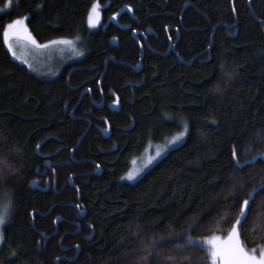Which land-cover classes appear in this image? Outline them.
<instances>
[{"label":"trees","instance_id":"trees-1","mask_svg":"<svg viewBox=\"0 0 264 264\" xmlns=\"http://www.w3.org/2000/svg\"><path fill=\"white\" fill-rule=\"evenodd\" d=\"M18 18L38 44L74 40L79 56L31 71L5 43ZM262 136L264 0H0V264H209L204 241L234 224L244 248L264 250V158L233 161L264 152Z\"/></svg>","mask_w":264,"mask_h":264},{"label":"rangeland","instance_id":"rangeland-1","mask_svg":"<svg viewBox=\"0 0 264 264\" xmlns=\"http://www.w3.org/2000/svg\"><path fill=\"white\" fill-rule=\"evenodd\" d=\"M95 5V8L93 7ZM91 17V23L89 22ZM23 19V27L21 25H16L12 29H8L7 26L5 27V31L10 33L8 37V43H6L7 48L11 47V51L9 50L11 56L19 63L25 65L28 69L35 72L36 74L42 76H50L55 74V71L59 67V65L65 63L67 60L74 59L79 56L80 50H78V46L74 40L69 39H56L53 41L38 44L29 33L26 25H25V18ZM101 21L100 17V10L97 2L93 3L90 6L88 17H87V26L90 29H96ZM11 23V22H10ZM8 23V24H10ZM7 24V25H8ZM26 29V32L24 31ZM4 31V32H5ZM20 33V35H12L11 33ZM31 36L32 40L35 43H32L27 37ZM42 45V47L40 46ZM172 138V137H171ZM171 138H167L162 143H149L146 148L144 149L143 153L132 159L130 162L129 169L124 176V179L129 182H135L141 174L147 170L154 162H156L161 156L165 154V152L178 145L183 138H181L178 142L168 145L167 141ZM164 149L163 152L157 156L158 149ZM149 157H152L153 160L149 163ZM129 174L133 175V179H127ZM232 229L225 235L222 234H215L208 237L204 244L208 248L209 253V264H221L219 257L215 260L211 257L212 246L208 243V241L212 237H218L220 240L218 243L222 250H227V245L224 243L227 241L229 234L231 233ZM239 239V237H238ZM0 242H1V226H0ZM240 243V240H239ZM241 245V243H240ZM241 247L248 255H255L259 257L260 252L263 250L262 248H254V249H247L244 248L242 245Z\"/></svg>","mask_w":264,"mask_h":264},{"label":"snow or ice","instance_id":"snow-or-ice-1","mask_svg":"<svg viewBox=\"0 0 264 264\" xmlns=\"http://www.w3.org/2000/svg\"><path fill=\"white\" fill-rule=\"evenodd\" d=\"M8 5L6 4L5 7H7ZM37 7H39V5H37ZM95 8V5L93 6ZM89 22L91 23V17ZM16 25H21L23 27V19L22 18H18L13 20L10 24L7 25L8 29H12L14 28V26ZM24 31L26 32V29H24ZM12 35H20V33H11ZM10 33L8 31L4 32V37H5V43H8V37H9ZM29 40L32 41V43H35L34 40H32L31 36L27 37ZM53 43H55L53 41ZM42 47V45H40ZM9 50L11 51V47L9 48ZM229 76H231V74H228ZM115 103V101L113 102ZM185 136V131H180L179 133H177L176 135H174L170 140L167 141L168 145H172L176 142H178L181 138H183ZM262 140H264V136L261 137ZM164 149H158L157 150V156H159ZM257 158H264V152H260L258 153L257 157H253L252 160L250 161H245L244 163H241L237 158H236V154L235 152H233V161H234V167L237 170H241L243 169L245 166L250 165L252 163L255 162V160ZM153 160L152 157H149V163H151V161ZM127 179L131 180L133 179V175L129 174L127 176ZM255 196V191L249 193V201H251L252 198H254ZM247 203V202H246ZM240 212L241 213H246V205H241L240 207ZM11 213V207L9 203H3L0 204V226L4 225L7 220L9 219ZM243 217H241L242 219ZM177 238H183L181 234H176ZM164 239V238H162ZM167 239L172 240V237H168ZM220 240V238L218 237H212L208 243L211 244L212 246V251H211V257L213 260H215L217 257H219L221 264H264V250H262L259 254V257L255 256V255H248L247 253H245V251L243 250V248L241 247L240 243H239V239H238V232H237V225H233L232 227V231L229 234L227 241H225L224 243L227 245V250H222L220 247V244L218 243V241ZM199 243V242H197ZM141 244L143 246V251L146 252L147 254L151 255L152 252H156V256L158 259H171V256L168 257H162L160 255V248L162 245H158L154 240H149V241H145L143 240V238L141 239ZM187 246H192L193 242L191 240H188L186 242ZM183 247V246H181ZM145 257H141L140 259H144Z\"/></svg>","mask_w":264,"mask_h":264},{"label":"water","instance_id":"water-1","mask_svg":"<svg viewBox=\"0 0 264 264\" xmlns=\"http://www.w3.org/2000/svg\"><path fill=\"white\" fill-rule=\"evenodd\" d=\"M114 98H115V100H114L115 103L110 104V108L113 109V110H117L118 107H119L118 98H117L116 96H115ZM114 101H113V102H114ZM108 134H109V126H107V128L103 131V135H104V136L107 137ZM36 183H37V182H36ZM36 183H35V184H36Z\"/></svg>","mask_w":264,"mask_h":264}]
</instances>
